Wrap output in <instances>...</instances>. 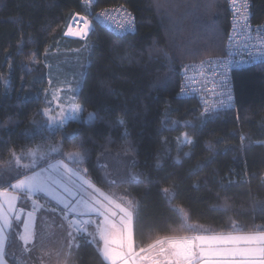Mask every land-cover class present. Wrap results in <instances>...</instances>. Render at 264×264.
<instances>
[{"label": "trees", "instance_id": "obj_1", "mask_svg": "<svg viewBox=\"0 0 264 264\" xmlns=\"http://www.w3.org/2000/svg\"><path fill=\"white\" fill-rule=\"evenodd\" d=\"M251 1L253 22L264 23V0ZM113 5L135 15L134 33L115 34L94 23L86 40L65 36L72 15L92 19L96 10ZM228 33L226 0H97L92 10L81 0H0V161L9 160L10 151L20 155L41 143L67 152L83 141L89 156L80 167L93 182L137 201V249L158 234L183 230L173 210L177 204L192 221L215 230L227 228L230 220L245 228L264 223V63L234 73V109L206 116L195 99L178 95L182 65L223 55ZM29 52L35 62L27 59ZM67 58L79 59L77 103L84 112L79 120L49 128L43 110L49 108L50 77ZM89 112L97 117L85 119ZM121 117L127 137L116 125ZM182 135L192 143H180ZM127 141L134 154L122 151ZM53 157V164L63 159ZM28 163L23 157L21 164ZM17 172L23 175L25 169ZM132 173H141V180H133ZM5 175L0 187L20 178ZM165 187L174 192L171 201ZM20 197L18 209L31 211L33 199ZM43 197L31 244L20 239L25 217L12 222L7 262L64 264L56 253L67 251L71 241L68 264H105L91 238L76 236L63 208Z\"/></svg>", "mask_w": 264, "mask_h": 264}, {"label": "snow or ice", "instance_id": "obj_2", "mask_svg": "<svg viewBox=\"0 0 264 264\" xmlns=\"http://www.w3.org/2000/svg\"><path fill=\"white\" fill-rule=\"evenodd\" d=\"M233 2L235 3V0ZM89 4L90 0H84L85 7ZM237 12L240 13L238 20L246 22L247 0L237 8ZM95 19L101 23L115 24L118 31H127L134 27V18L130 14L125 15L123 20H117L105 11L98 13ZM74 24L76 27H73ZM92 25L93 21L76 13L72 15L65 35L87 37L92 31ZM209 63L212 61L209 60ZM166 79L167 76L158 79L153 87L161 85ZM4 83L7 84V81L5 80ZM224 83L226 87L227 82ZM226 96L230 101V92ZM214 107L213 105L205 108V111H211ZM69 109L66 114L62 109L58 118L49 117L48 127L51 128L53 125L62 127L66 120L78 119L84 112L79 104H72ZM48 111L44 109L43 114L47 115ZM96 117L97 113L89 112L85 119ZM32 123L39 127L37 121L34 120ZM116 125L123 129L121 135L127 137L129 133L126 120L122 117L117 118ZM68 138L75 139L73 135ZM109 143H111L110 139ZM184 143L191 144L192 140L186 137ZM122 151L125 154H134L135 148L132 142L127 141ZM53 153L62 156L63 159L56 160L54 164L50 163L49 160L54 158ZM88 156L89 150L84 147L83 141L67 152H64L60 146L41 143L35 148L22 150L20 155L10 151V159L0 161V178L7 180L8 176L5 174L20 176L9 187H0V264H8L5 229L12 227L14 214L24 211L23 208L17 209L16 202L21 198L20 191H23L29 199L36 193H45L58 204L63 205L65 216L67 217L69 212L72 214L70 227H74L77 232L83 231L91 237L105 264H264V223L245 228L236 220H230L227 228L215 230L192 221L188 211L180 204L175 205L173 210L182 218L183 230H169L165 234H158L137 249L134 246L137 201L130 195L116 196L115 193L109 194L97 187L88 174L89 170L80 167ZM23 157L30 158V163L22 165ZM21 167L25 169L23 175L17 172ZM131 175L133 180H141V173ZM117 182L116 179L108 180L112 185H116ZM162 191L170 201L175 198L172 189L165 187ZM36 206L43 207L39 204V200H34L33 210L27 212V219L23 222L24 231L20 239L25 244L36 235L34 231ZM230 207L225 203L224 210L228 211ZM15 218L19 219V215H15ZM89 225L93 226L94 230L89 231ZM68 235L72 236V233L69 232ZM72 247L70 241L67 251L56 253L57 257L63 255L64 264H68Z\"/></svg>", "mask_w": 264, "mask_h": 264}, {"label": "built area", "instance_id": "obj_3", "mask_svg": "<svg viewBox=\"0 0 264 264\" xmlns=\"http://www.w3.org/2000/svg\"><path fill=\"white\" fill-rule=\"evenodd\" d=\"M84 6V0H81ZM97 0H90L88 8L92 10ZM229 12V33L225 43L224 54L221 56L207 57L201 60L186 62L181 68V79L178 95L185 99H195L203 115H212L223 111L234 109L236 106V93L234 88L233 75L236 71L247 69L252 66L264 63V23L253 22L252 1L247 0L248 19L238 20L240 13L237 12L244 0H226ZM85 7V6H84ZM107 12L117 20H123L125 15L130 14L134 18V27L127 31H118L115 24L110 22H99L95 19L98 13ZM243 11V9H242ZM94 23H98L115 34L134 33L137 28L135 15L122 5H113L101 8L92 13ZM209 60L212 63H209ZM226 72V75H225ZM227 86L225 87V83ZM183 89V91H182ZM231 94V100H227L226 94ZM223 101V103H221ZM215 106L211 111L205 108ZM33 210V205L31 211ZM38 212V206L35 211ZM72 214L65 216V221L70 227ZM76 236L86 233L77 232L70 227Z\"/></svg>", "mask_w": 264, "mask_h": 264}, {"label": "rangeland", "instance_id": "obj_4", "mask_svg": "<svg viewBox=\"0 0 264 264\" xmlns=\"http://www.w3.org/2000/svg\"><path fill=\"white\" fill-rule=\"evenodd\" d=\"M93 26L94 25H92V29H93ZM86 38L85 39H80V40H86ZM26 57L31 62H35V60H36V56L34 54H32L31 52L26 53ZM77 63H79V59L78 58L77 59L76 58L75 59L74 58H67L64 61V65H59L56 68L55 72L53 74H51L49 86H48V89H47V96H48V100H49V108H48L49 111H48V113L46 115L47 122H48V118L49 117H57L58 118L62 109L65 111V114H66L67 111L70 110L69 109L70 105L78 104L77 103V94L79 92V87H80V82H81L80 81V75L81 74H80V72L78 70L79 67H77V65H76ZM80 118L66 120L64 122V125H66L70 120H79ZM52 128H56V126L53 125ZM185 138H186V136L182 135L179 138L180 143L186 144V143H184ZM107 173L110 174V171H109L108 168H107ZM65 179H67V177H65ZM101 190L105 191L103 189H101ZM21 192H23V191H21ZM106 193H109V194L115 193L116 196H123L121 194V192H119L117 190H112V191H109V192H106ZM43 196H46L51 201L55 202V204H57V206L63 208V205L58 204V202L56 200H53L52 198L48 197L45 193H36L35 196L32 197L31 199H33V201L34 200H39V204L40 205H45L40 200V198H44ZM17 207H18V205H17ZM39 208H40V206H38V210H39ZM70 213L71 212H69L68 214H70ZM20 214H21V216L19 217V219H22L23 217H26V219H27V213L20 212ZM36 214L37 213L34 212V216ZM88 227H89V231L94 230L93 226L89 225ZM33 239L30 240L27 244H25V243L24 244L26 246L28 244H31L33 242Z\"/></svg>", "mask_w": 264, "mask_h": 264}, {"label": "crops", "instance_id": "obj_5", "mask_svg": "<svg viewBox=\"0 0 264 264\" xmlns=\"http://www.w3.org/2000/svg\"><path fill=\"white\" fill-rule=\"evenodd\" d=\"M21 194H24V192H19V195H21ZM49 199V198H48ZM17 205H18V200H17ZM18 208V207H17ZM71 214V213H70ZM15 215H19V217L21 216V214H20V212H18V213H16V214H14L13 215V218H12V222L16 219L15 218ZM25 220H26V217H25ZM34 225H35V216H34ZM10 228H6L5 229V235L7 236V232H8V230H9ZM86 236H88L87 234H86ZM6 242H7V240L5 241V246H6ZM134 246L136 247V243H135V240H134ZM9 264V263H8Z\"/></svg>", "mask_w": 264, "mask_h": 264}, {"label": "bare ground", "instance_id": "obj_6", "mask_svg": "<svg viewBox=\"0 0 264 264\" xmlns=\"http://www.w3.org/2000/svg\"><path fill=\"white\" fill-rule=\"evenodd\" d=\"M80 16H82V15H80ZM79 17H77V19H78ZM73 27H76V25L74 24L73 25ZM91 32V31H90ZM90 32L88 33V35L90 34ZM66 37H68V38H71V39H85L86 37H73V36H68V35H66Z\"/></svg>", "mask_w": 264, "mask_h": 264}]
</instances>
